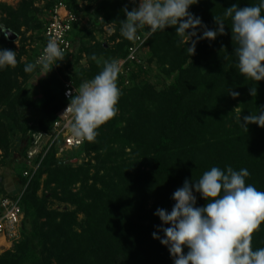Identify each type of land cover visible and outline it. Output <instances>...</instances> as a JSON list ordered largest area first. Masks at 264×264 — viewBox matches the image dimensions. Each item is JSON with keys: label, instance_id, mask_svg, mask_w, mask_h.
<instances>
[{"label": "trees", "instance_id": "1", "mask_svg": "<svg viewBox=\"0 0 264 264\" xmlns=\"http://www.w3.org/2000/svg\"><path fill=\"white\" fill-rule=\"evenodd\" d=\"M57 2L62 1H55L50 9ZM257 2L198 0L190 12L214 29L215 18L223 17L224 9L234 4L244 8ZM125 3L126 0H99L91 17L102 14L95 30L110 23L120 27L119 21L126 19L122 11ZM28 6L23 3L20 16L8 9L9 19L0 24L18 34L21 26H29ZM66 6L76 15L68 3ZM225 24V34L214 41L201 40L191 58L177 43L175 28L168 27L147 38L144 46L149 48V62L170 78V83L162 91L149 85L121 90L117 115L97 130L94 141L83 140L82 146L69 154L72 160L84 155L87 161L77 165L67 158L56 159L55 149L45 156L21 197L24 218L20 239L13 243V254L0 258V264H174L168 249L153 238L162 225L154 213L158 208L171 211L173 193L186 179L195 181L213 166L247 168L250 177L246 183L264 191V129L253 124L245 131L236 123L237 115L243 118L264 107V81L255 82L240 74L230 19ZM79 27L77 22L71 32L75 29L73 52L66 53L49 73L44 71L46 77L38 81L40 103L21 101L18 75L27 78V63L18 60L15 67L0 70V105L15 112L23 156L28 147L29 124L33 123L32 109L41 111L33 124L41 130L49 129L66 104L62 96L64 82L79 89L82 82L102 70L104 60L127 57L132 41L122 37L111 46L96 42L83 47L84 35ZM40 38L39 48L44 43L42 33ZM0 48L15 51L14 42L4 34H0ZM93 54L97 61L91 59ZM83 55L87 66L80 65ZM139 59L142 65L135 67L142 70V54ZM132 70L126 77H118L119 87L125 85ZM252 86L256 87L254 97L250 95ZM228 87L238 91L239 97L227 95ZM15 91L18 92L13 97ZM7 139L0 121L1 149L7 147ZM19 177L21 187L27 179L21 173ZM77 185L79 188L73 190ZM41 186L50 190L49 195L38 196ZM47 196L68 204L72 210H48ZM206 203L197 194V206ZM79 215L83 216L81 220ZM158 235L163 237V232ZM252 247L264 248V224L253 233Z\"/></svg>", "mask_w": 264, "mask_h": 264}, {"label": "clouds", "instance_id": "2", "mask_svg": "<svg viewBox=\"0 0 264 264\" xmlns=\"http://www.w3.org/2000/svg\"><path fill=\"white\" fill-rule=\"evenodd\" d=\"M129 2L136 6L129 10L126 5L122 10L126 17L119 21L122 37L136 41L144 30L147 39L157 31L172 27L179 38L177 43L183 45L190 58L201 40L214 41L218 35H224L225 20L230 19L240 74L255 82L264 81V0L244 8L234 4L224 9L223 17L215 18L214 29H209L199 16L190 12L198 0ZM7 32L0 24V34L6 36ZM17 55L11 49L0 48V70L15 67ZM64 57V50L50 39L42 55L34 63L26 64L24 71L31 73L39 67L49 73ZM91 59L97 61V56L93 54ZM120 72L117 60H104L102 70L75 91L65 111L72 114L65 127L73 137L94 141L97 130L117 115L122 95L118 86ZM226 91L233 99L240 95L233 87ZM250 95H256L255 86L250 88ZM236 123L245 131L253 124L264 129V107L243 118L242 114L237 115ZM249 177L247 168L213 166L195 181H184L173 193L175 203L170 212L156 210L154 215L162 222L158 232H163V237L154 232L153 238L168 249L174 264H264V248L252 247L253 233L264 224V191L246 183ZM197 194L207 201L202 207L197 206Z\"/></svg>", "mask_w": 264, "mask_h": 264}, {"label": "rangeland", "instance_id": "3", "mask_svg": "<svg viewBox=\"0 0 264 264\" xmlns=\"http://www.w3.org/2000/svg\"><path fill=\"white\" fill-rule=\"evenodd\" d=\"M55 1H62L63 3H68L76 12L78 23L80 25L81 34L84 35L82 38V46L88 47L96 42H103L109 46L118 43L122 40L120 34V27L115 23H110L104 26L102 29L95 30L94 26L97 25L102 20V14L99 13L97 18L91 19V17L96 13L99 0H0V22L2 20L9 19L8 9L17 13L20 16L22 12V5L27 4V21L29 26H21L20 32L18 34H12L15 39L12 40L15 46V52H17V60L19 63H33V59L38 52L40 44V36L42 33V28L49 12L51 6ZM135 7L126 0L125 6ZM22 22V20H19ZM92 21V22H91ZM77 31V29H76ZM77 33V32H76ZM145 33V32H144ZM74 33L71 35L74 39ZM75 47V42H72L71 53ZM142 57L144 59V66L142 70L137 67L133 68L130 73L129 78H127V85L119 87L121 90L128 89L132 86H142L149 85L156 91H162L170 83V78L162 74L155 66L153 62H149V48L144 46ZM80 65L87 66L86 57L83 55L80 60ZM46 72L42 70H35L28 74L27 78L24 80L23 77L18 75V81L20 85V91H22V100H30L35 104L40 103L41 98L39 97V89L37 83L39 80L45 78ZM18 91L13 92L14 95ZM238 109H236V112ZM41 115V111L38 108L32 109L30 114L33 123L37 122L38 117ZM0 121L4 124L6 133L8 136V143L5 149L0 148V197L7 196L10 191L7 189V183L12 184L10 180L4 177H14L13 179L18 181L20 169L22 167V157L23 151L20 146L21 133L18 120L15 117L14 110L10 107L0 105ZM31 123V122H30ZM68 159L72 163L81 164L87 161V157L82 155L77 159V161L72 160V156L68 155L65 159ZM64 159V158H63ZM76 165V164H74ZM9 171V172H8ZM8 172L9 176L6 174ZM9 177V178H10ZM4 178V179H3ZM45 176H43V179ZM20 186L17 190H19ZM79 185L73 187V190H77ZM12 189V188H11ZM49 195L50 190L44 189L43 186L40 187L38 191V196L41 197L43 194ZM46 208L48 210H55L58 212L70 211L72 207L65 203H60L50 196H47ZM83 218L82 215L78 216V220ZM18 242V241H17ZM13 254V243L8 241H0V258H8Z\"/></svg>", "mask_w": 264, "mask_h": 264}, {"label": "built area", "instance_id": "4", "mask_svg": "<svg viewBox=\"0 0 264 264\" xmlns=\"http://www.w3.org/2000/svg\"><path fill=\"white\" fill-rule=\"evenodd\" d=\"M77 22V16L67 8L66 4L57 2L48 12L42 32L44 43L40 46L34 62L42 55L50 39H54L64 50L65 54L69 53L72 47L71 32L73 25ZM144 32L143 35L139 34L140 39L132 41V45L128 48L127 57L117 60L121 67L120 77H126L135 65H142L139 56L142 54L144 43L147 40ZM37 68L40 69L39 67ZM127 84L128 82L125 80V85ZM75 91L78 92V89L71 82H64L62 96L66 104L60 109L58 117L49 129L41 130L35 124H29L27 133L28 147L22 157V167L20 169L21 176L26 178L27 182L13 196L0 197V241L14 243L20 239L24 218L20 205L21 197L28 185V181L35 174L45 156L52 149H55V158L60 160L77 151L83 144V139L73 137L69 129L65 127L72 118V114L65 113V111L71 98L75 95Z\"/></svg>", "mask_w": 264, "mask_h": 264}, {"label": "crops", "instance_id": "5", "mask_svg": "<svg viewBox=\"0 0 264 264\" xmlns=\"http://www.w3.org/2000/svg\"><path fill=\"white\" fill-rule=\"evenodd\" d=\"M40 49V48H39ZM39 51V50H38ZM9 172V171H8ZM8 172H6V174L9 176V174H8ZM10 177V176H9ZM4 177L5 179L7 178L8 180H10V182L12 183V184H9V183H7V185H6V187H7V189L10 191V194H8L9 196H13L14 194H16V192L18 191L17 189H18V181H16V180H14L12 177ZM3 178V179H4ZM12 188V189H11ZM1 197H3V196H1Z\"/></svg>", "mask_w": 264, "mask_h": 264}, {"label": "water", "instance_id": "6", "mask_svg": "<svg viewBox=\"0 0 264 264\" xmlns=\"http://www.w3.org/2000/svg\"><path fill=\"white\" fill-rule=\"evenodd\" d=\"M6 36L8 37V39H9L10 41H12V40L15 39V36L12 35V34H10V33H8V32H7V35H6Z\"/></svg>", "mask_w": 264, "mask_h": 264}]
</instances>
